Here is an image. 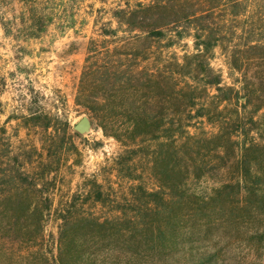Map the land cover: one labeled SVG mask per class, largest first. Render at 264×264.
Wrapping results in <instances>:
<instances>
[{"label": "trees", "instance_id": "obj_1", "mask_svg": "<svg viewBox=\"0 0 264 264\" xmlns=\"http://www.w3.org/2000/svg\"><path fill=\"white\" fill-rule=\"evenodd\" d=\"M56 1L15 0L24 36L44 35ZM110 14L101 36L134 51L88 67L106 94L79 101L119 149L54 208L85 136L36 99L18 118L26 138L0 129V243L37 247L46 264H145L148 247L157 264L167 234L193 223L232 221L245 240L264 232V0H121ZM190 253L194 264L218 256Z\"/></svg>", "mask_w": 264, "mask_h": 264}, {"label": "rangeland", "instance_id": "obj_2", "mask_svg": "<svg viewBox=\"0 0 264 264\" xmlns=\"http://www.w3.org/2000/svg\"><path fill=\"white\" fill-rule=\"evenodd\" d=\"M120 1L57 0L46 13L44 35L35 39L24 36L20 8L15 0H0V129H7L6 139L17 143L27 137V131L19 126L18 118L29 113L30 109L34 110L36 99H40L39 104L45 106L48 112L66 114L75 127L84 117L90 118L92 122L91 131L83 134L85 140L77 141L83 153L82 163L63 177L64 182L57 190L54 208H61L62 202L70 201L81 189L84 177L99 171L106 157L119 149L117 143L106 138L102 129L97 127V121L92 118L97 111L81 105L79 100L106 94L100 87L96 90L90 88V83L85 80L88 67L92 65L103 69L120 56H115L116 53L134 51L132 46L114 50L116 42L101 36L103 26L111 21L110 10L116 8ZM118 42L127 44V40ZM98 82L107 84L109 79ZM31 136L35 140L39 138L32 132L29 141ZM255 136L257 142H264V130H259ZM94 146L99 148L93 150ZM259 154L260 160L264 162V153ZM262 218L264 222V215ZM220 227L228 233L220 236L217 232ZM235 228L237 226L232 221L224 225L213 221V224L205 223L204 226L193 223L181 231H173L172 236L168 233L165 246L168 249L158 250V260L162 258L163 262L157 264H194L191 261L196 259L191 255V249L210 255L218 254L212 259L207 258L203 264H264V232L245 240L246 233L238 229L235 231ZM261 229L264 230V226ZM52 233L56 234V224L50 221L45 251H50ZM212 238L219 245H215ZM147 248L141 257L142 262L154 264L150 262L157 257ZM172 248L176 253L173 258L168 253ZM35 251L37 247H24L21 243L5 246L0 243V264H46L40 254L32 253Z\"/></svg>", "mask_w": 264, "mask_h": 264}, {"label": "water", "instance_id": "obj_3", "mask_svg": "<svg viewBox=\"0 0 264 264\" xmlns=\"http://www.w3.org/2000/svg\"><path fill=\"white\" fill-rule=\"evenodd\" d=\"M76 130L82 134H87L92 129V122L90 118L84 117L80 120V122L76 125Z\"/></svg>", "mask_w": 264, "mask_h": 264}]
</instances>
